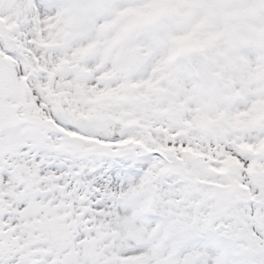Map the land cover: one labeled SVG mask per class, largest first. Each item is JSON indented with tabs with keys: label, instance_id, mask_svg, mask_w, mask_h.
I'll return each instance as SVG.
<instances>
[{
	"label": "snow or ice",
	"instance_id": "6c2138e0",
	"mask_svg": "<svg viewBox=\"0 0 264 264\" xmlns=\"http://www.w3.org/2000/svg\"><path fill=\"white\" fill-rule=\"evenodd\" d=\"M0 264H264V0H0Z\"/></svg>",
	"mask_w": 264,
	"mask_h": 264
}]
</instances>
